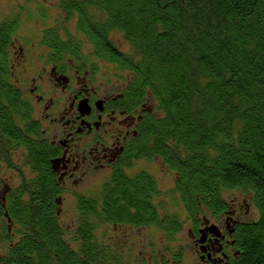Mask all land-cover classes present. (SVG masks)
I'll list each match as a JSON object with an SVG mask.
<instances>
[{
	"label": "trees",
	"instance_id": "16d2710c",
	"mask_svg": "<svg viewBox=\"0 0 264 264\" xmlns=\"http://www.w3.org/2000/svg\"><path fill=\"white\" fill-rule=\"evenodd\" d=\"M58 7L62 22L41 34L50 60L102 59L125 71L131 99L151 107L134 158L157 157L175 174L170 194L194 226L205 212L228 209L224 191L245 193L256 217L235 227L233 264H264V0H58ZM72 19L80 37L61 25ZM17 26L14 17L0 22V128L33 150L28 125L15 124L26 112L8 80ZM112 31L131 55L113 45ZM117 168L96 194L77 196L73 248L56 216L58 188L36 160L31 176H20L29 184L20 192L45 200L46 209L24 205L20 194L6 208L0 203V264H120L95 241L101 224L155 227L173 239L181 224L156 211L154 178Z\"/></svg>",
	"mask_w": 264,
	"mask_h": 264
},
{
	"label": "flooded vegetation",
	"instance_id": "af4514ba",
	"mask_svg": "<svg viewBox=\"0 0 264 264\" xmlns=\"http://www.w3.org/2000/svg\"><path fill=\"white\" fill-rule=\"evenodd\" d=\"M10 49L14 51L12 57L9 55L8 80L17 89L26 112V118L21 121L15 119V124L18 127L28 125L26 136L33 150L30 145L15 144L13 136L0 128V167L3 164L7 169L17 170L20 179V176H26L14 166L13 159H20L30 174L32 164L37 160L58 188L57 218L66 198L73 197L71 200L76 208L80 194L74 189L83 185L92 174L100 179L96 193L119 166L130 177L139 172L148 173L143 168L130 170L138 160L148 166L160 161L167 172L173 174L157 157L134 158V147L145 126V113L150 112L151 107L146 102L138 103L131 99L128 80L121 79L113 85H97V68L89 59L51 61L50 50L43 41H25L17 45L10 41L8 54ZM22 189L29 190L28 182L12 183L0 179V203L6 208L7 198H18L20 194L24 205H41L43 210L46 209L45 200L30 199L27 192H20ZM160 197L159 190L151 195L159 216L162 215L158 210ZM248 199L244 198L235 207L234 203H228V209L218 215L209 213L208 216L197 217V226L188 219L189 228L184 233L182 244L169 251L168 260L162 264H181L187 251H192L195 264H233L239 253L235 250V227L250 219V209L254 208ZM242 209L243 214L240 212ZM180 231L174 232L169 242H173ZM69 232H64L67 244L78 247L77 241L72 239L75 234ZM155 258L150 256L148 260L161 264L157 260L159 258Z\"/></svg>",
	"mask_w": 264,
	"mask_h": 264
},
{
	"label": "rangeland",
	"instance_id": "374dc122",
	"mask_svg": "<svg viewBox=\"0 0 264 264\" xmlns=\"http://www.w3.org/2000/svg\"><path fill=\"white\" fill-rule=\"evenodd\" d=\"M92 14L97 18H103V15L96 10L92 11ZM9 17H14L18 23L14 34L11 36L12 41H15L17 45L19 43L24 44L25 41H41L43 29L58 27L63 20L64 14L58 7V0H0V22ZM61 25L68 34L80 37L76 32L75 19ZM61 30H63L62 27L60 32L64 34L65 32ZM109 38L118 50L128 55L132 54L133 51L130 44L120 32L112 31L109 34ZM79 42L82 43L80 51L86 57L89 53V47L85 44V41ZM13 51V49H10V57L13 56ZM90 61L97 68L95 79L97 85H100V83L113 85L126 75L125 71L117 69L111 63L95 59ZM12 81L14 82V80ZM13 160L14 166L18 168L21 174L23 173L26 177L31 176L22 166L20 159H17V161H15L16 159ZM139 168L146 169L148 173L154 176L157 189L161 195L158 210L160 213L175 215L181 224V231L176 234L173 242H169L163 231L155 227L135 228L101 224L95 229L93 236L95 241L105 248L110 256L115 258L116 262H120V264H153L152 261L148 260L150 256L159 258L157 260L161 261L162 264L164 260H168V252L182 244L184 233L189 228V221L185 209L177 199V194H170L175 174H169L160 161L148 166L142 160H138L130 170L133 172ZM0 179L4 182L12 183L21 181L18 179L17 170L7 169L3 164L0 167ZM99 182L98 175L92 174L87 177L83 185L76 187L74 191L77 194L92 196L96 194ZM222 195L229 204L234 203V207L244 198H247V195L240 190H227ZM71 199L74 198H66L60 206L61 212L58 219L61 227L68 234H70L69 231L71 229L75 228L77 222L76 208ZM240 212L243 214L244 210L242 209ZM205 213L208 216L209 213ZM255 217V212L250 209L249 218ZM181 264H195L192 251H187Z\"/></svg>",
	"mask_w": 264,
	"mask_h": 264
}]
</instances>
